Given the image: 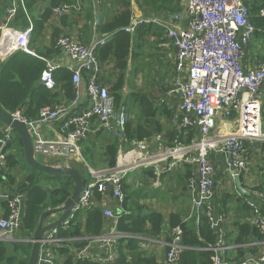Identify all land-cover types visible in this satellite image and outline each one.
<instances>
[{
    "label": "built area",
    "instance_id": "built-area-1",
    "mask_svg": "<svg viewBox=\"0 0 264 264\" xmlns=\"http://www.w3.org/2000/svg\"><path fill=\"white\" fill-rule=\"evenodd\" d=\"M182 11L173 19L157 15L134 18L131 24L123 28L133 33L141 23H155L165 31L168 44L176 50L174 75L171 79L172 92L180 97L182 122L179 127H197L199 136L190 144L176 141L174 146L153 150L146 139L136 140L134 147L124 151L126 127L129 121L126 107L121 106L115 114V101L110 88L101 81L102 68L97 51L109 41L114 33H106L84 44L78 38L64 34L57 40V48L62 57L70 59L68 64L60 58L43 60L46 63L41 73V84L48 89L56 88L54 74L60 68L73 73L76 96L70 104H61L55 108L40 110L37 119L28 118L20 109L11 113L13 120L26 125L33 138L34 153L37 158L47 157L46 162L53 166H72L74 159L87 164L81 142L101 129H107L119 139L122 147L116 165L106 170H96L88 165L90 180L85 183L80 195L78 211H86L101 206L95 192L103 196V203L114 197L123 203L125 194L121 189L124 178L137 168H150L156 173L155 185L160 184L166 163L171 169L181 163L191 165V176L187 187L193 194L192 209L185 218L200 219L203 214L216 232L217 241L203 249L212 252V264H237L232 251L240 247L258 248L241 264H264V241L249 244H233L225 230L226 216L209 203L215 189L216 162L211 155L218 152L228 163L232 176L243 175L250 163L247 142L264 139L262 113L264 111L263 85L264 65L245 70L242 65L244 48L256 32L250 20L249 7L243 0H180ZM68 5L53 7V13L63 17L71 13ZM9 19L13 11L8 9ZM264 13V12H262ZM11 14V15H10ZM30 29L20 31L5 25L1 29L0 58L7 59L17 51L30 55L36 53L30 45ZM83 73L88 76L86 92L90 107L74 112L81 104L83 92ZM127 111V110H126ZM234 118L235 126L226 135H214L218 121ZM60 123L62 134L57 138H48L42 133L43 126ZM177 123V122H176ZM16 131L10 124L4 125L0 137V164L5 165L9 154L8 146L15 138ZM123 143V144H122ZM45 163V162H44ZM259 201L248 204L254 209L253 223L264 231V216L259 212L264 204V194L253 191ZM6 202L7 216L0 217V241L13 242L22 224L27 196L25 193L4 191L1 194ZM0 196V197H1ZM107 219H115L117 214L111 208L103 209ZM71 219V218H70ZM49 220V219H47ZM184 220V221H185ZM70 220L65 222L66 225ZM107 235L88 239V243L72 253L78 258L112 264L117 258L121 240L137 239L151 244L154 240L143 235L124 233L110 229ZM184 231L181 225L171 228V238L166 243L167 251L163 264H176L183 244ZM32 240V239H31ZM29 240V241H31ZM64 239L59 237L58 228L48 231L41 240V249L36 264H62L56 257L55 248ZM104 251L101 257L100 251Z\"/></svg>",
    "mask_w": 264,
    "mask_h": 264
},
{
    "label": "trees",
    "instance_id": "trees-1",
    "mask_svg": "<svg viewBox=\"0 0 264 264\" xmlns=\"http://www.w3.org/2000/svg\"><path fill=\"white\" fill-rule=\"evenodd\" d=\"M127 0H122L121 5L127 9L121 11L115 19L104 27L107 33H114L113 37L107 41L106 45L98 49L97 55L100 59H111L114 61L115 69L119 74L111 86V93L114 96L115 108L118 110L123 104V89L126 84V70L129 65L131 56V45L135 41L140 42L144 36L168 40L164 36V29L155 23H141L136 30L126 32L123 28L131 24L132 11ZM249 7L250 20L256 28V32L264 33V0H243ZM117 2V0H116ZM53 4L42 16L41 20H36L33 32H39L43 28L44 22L53 13ZM140 7L146 11V16L157 15L167 19H173L174 14L182 11L180 0H141ZM29 26L24 21V27ZM164 36V37H163ZM57 37L53 40L51 47L46 50L37 49L36 56H32L23 51H17L8 59L0 64V109L8 115L15 110H22L30 119H37L41 109L45 107L55 108L61 104H70L76 96V89L73 83V73L66 69L56 70L54 78L56 88L48 89L41 84V73L45 69V61L41 57L49 58L59 53L57 48ZM33 39L30 40L32 47ZM83 80H88L86 73H83ZM142 108L135 106L129 107L130 115H135L129 119L126 127V137L129 141L134 139L143 140L156 133L162 132L158 116L163 115L169 121L173 118V112L166 107H157L152 97L140 95ZM88 102L84 103L85 105ZM80 104L74 112H81L87 108ZM176 124H172L167 130L169 136V146H174L176 141L181 144H190L198 138L199 130L197 127H180L182 116L176 117ZM263 131H264V111L262 113ZM6 125L0 119V137L2 128ZM113 133L106 131L104 128L99 129L95 135L89 136L87 140L81 142L82 154L91 167L97 168L101 164H107L108 167L116 165L120 141L115 138ZM98 142V144H97ZM258 150L264 155V139L259 141ZM247 151L253 149L252 142H247ZM97 147L101 148V155L97 158ZM8 150H12L5 159V165L0 164V188L4 191H13L25 193L27 199L23 212L22 224L17 233V240L13 242L0 241V264H27L31 250L34 232L39 224L42 213L51 208L61 207L64 202L73 193V180L66 175L53 176L29 167L24 158L23 142L18 133L9 144ZM256 150V151H258ZM215 159V155H211ZM218 158V157H217ZM255 168L259 169V180L257 186L252 191H259L264 194V156L256 162ZM84 175L86 182L90 180V174L87 170L79 168ZM189 171V170H188ZM189 173H191L189 171ZM191 174L188 175L189 181ZM216 178V175H215ZM48 184V185H47ZM216 185V181H215ZM127 187L125 180L121 183V189L125 194L123 206H126L128 199H132V194L127 198ZM99 200L101 195L95 192ZM256 201L259 199L256 198ZM2 205L7 204L2 200ZM259 212L264 216V204H260ZM248 216L251 217L253 208L244 203L242 205ZM5 211L3 216H7ZM50 217V216H49ZM49 217L47 219H49ZM163 216L156 211H151L147 215L129 213L121 216L116 224L119 232L157 236L163 228ZM106 221L104 211L101 207H93L86 211L79 210L70 219L68 225L58 227L59 237L64 240L55 248V253L60 257L62 264H101L95 260L78 258L72 253V249H78L88 243V239L96 238L103 234ZM149 224L150 227H147ZM181 225L184 236L183 244L185 248L180 253V258L176 264H212V252L203 248L214 245L217 241L216 232L211 228L210 223L203 214L200 219L192 218L191 220H181L179 216L172 215L170 226ZM237 231L231 239L233 244H249L254 241H264V231L256 224L250 221L237 222ZM130 243L136 244L134 239H125L119 243L117 258L114 264H154L153 257H148L144 253L133 251L126 252L124 246L129 247ZM133 246L132 249H137ZM247 251L256 253L258 248L240 247L238 249L237 260L246 255Z\"/></svg>",
    "mask_w": 264,
    "mask_h": 264
},
{
    "label": "crops",
    "instance_id": "crops-1",
    "mask_svg": "<svg viewBox=\"0 0 264 264\" xmlns=\"http://www.w3.org/2000/svg\"><path fill=\"white\" fill-rule=\"evenodd\" d=\"M121 1L122 0H117V2L116 0H0V36L1 29L5 25L20 31L30 29V40L31 38L33 39L32 47H30L35 53L37 49L46 50L47 48L51 47L57 34L59 37L64 34L72 35L78 38L84 44H89L95 38H102L107 33L104 31V27L108 23L112 22L119 12H123L127 9V6L125 8L121 5ZM140 1L141 0L126 1L127 4H130V10L132 11L131 20L146 16V11H143V9L140 7ZM53 4H56L55 6L68 5L72 8V11L63 17H58L52 13L44 22L43 28L39 34L37 32H33L35 21L41 20L43 14L49 8H51ZM8 9L13 11V16L10 19L9 12H7ZM24 21L29 23L27 28L26 26L24 27ZM59 37H57V40ZM142 39L143 40L137 43L134 41L131 45L132 58L130 59L128 68L126 70V81L128 80L129 83L128 87L127 83L125 84L123 89L124 94L127 93L129 87L132 84L136 83L135 81H137L136 86H139L143 75L148 71L147 63L150 60L151 50L149 45H147L148 37L144 36ZM150 39L154 40L158 47L167 53V56L170 59V68H168L167 74L161 78H158L156 73L158 71L161 72V67L156 64L154 66L155 76H146V79L149 80V84L151 83L150 88L144 89L145 93L147 95L149 94L150 97L153 98L157 107H166V109L173 112V118L171 121H169L165 116L159 115L158 119L161 122L163 131L156 133L149 138H145L150 142L151 148L153 150H160L162 147L164 148L169 146V136L167 135V130L170 129L172 124H176V117L181 116L179 109L180 97L175 92H172L173 86L171 84V79L175 70L176 50L173 46L168 44V41L162 40L160 38L157 39L155 35H151ZM36 55L37 54L32 56L34 57ZM52 55L53 54H51V57L46 59L50 60L53 58H60L63 59L65 63L72 65L74 64L70 59L62 57L60 52L54 56ZM43 58L44 57H41V59ZM5 60L0 58V64ZM99 61L102 68L101 81L111 89V86L119 74V71L115 69L114 61H112L110 58H99ZM242 65L245 70L264 65V33H255L249 43L246 45L244 48ZM132 72L133 75L136 73L134 78L135 81L132 80ZM86 84L87 80H83L81 89L83 92V97L81 104L88 102L86 105L84 104L88 108L90 107V101L86 92ZM262 89L264 94V85ZM131 117L133 119L135 115H131ZM234 126V118L219 120L217 128L214 129L213 134L217 135L221 133L222 135H226L233 130ZM178 128H180L179 125ZM42 133L48 138H57L62 134V127L60 123L55 122L50 126H43ZM126 140H128V138ZM136 140L137 139L132 141L128 140L125 146H123L122 150L127 151L134 147V142ZM257 143L258 142H253L252 145L254 147L250 152H248L250 163L248 166V171L243 175L242 179L244 186L251 191L249 195L244 194L237 188L231 169L223 155L218 152H213L215 159L211 157L213 161L216 162L217 173L215 178V189L209 199V203L215 208V210L225 214L226 222L224 226L225 230L229 234L230 240L234 237L237 231V222L250 221L253 223L252 219L254 216V210L250 217L242 205L244 203L248 204V202L252 200H256V197L253 195V191L251 190L257 186V182L259 180V169L257 166L255 168V165H258L256 162L259 161L261 156H264L260 150L256 148L258 147V145H256ZM121 147L122 145L120 143L116 162L118 160ZM11 152L12 150L9 151V154ZM71 165L81 168L80 161H78V159H74ZM161 166L163 168V172L161 174L159 185H155L157 176L153 169L150 168H137L124 178L125 183L128 185L126 194L127 198L130 196V194H132V199H128L126 206H123V203H120V201L114 197L107 198L104 203L102 195L99 200L96 198L97 201L101 203V206L99 207L102 209L105 207L111 208L114 213L117 214L115 219L105 218L106 224L102 236L109 234L111 232L110 229L112 228L117 230V221L124 214L136 213L147 215L151 211H156L163 216V228L159 235H143L154 240L151 244H148L147 241L134 239L136 244L130 243L129 247L127 248L124 246L126 252L138 251L144 253L148 257H153L154 264H163L165 260L167 251L166 243L171 238V216L177 215L181 220H185V218L190 214L193 205V194L187 187V178L190 174L189 171L191 172L192 169L191 165L188 163H181L171 169L167 168L166 163L161 164ZM108 168L110 167H108L106 163L99 165L97 168L94 167L96 170H106ZM219 184H222L223 187L227 188L226 194L228 197L226 199L222 198V196H220L218 193V188L220 187ZM2 192L3 190L0 188V196ZM2 200L3 199L1 196L0 217H2L6 211L5 207L2 205ZM59 216V214L51 215L49 220H47V223L56 221ZM147 225V227H150L149 224ZM128 240L129 239H125V243H127ZM136 245L138 248L135 250L132 249V247H135ZM238 249L231 252L232 258L238 257ZM97 251H100L101 257L104 256V251ZM249 252L251 251H247L246 254H249ZM56 258L59 261L61 260L60 257ZM240 259H238V261H240Z\"/></svg>",
    "mask_w": 264,
    "mask_h": 264
},
{
    "label": "water",
    "instance_id": "water-1",
    "mask_svg": "<svg viewBox=\"0 0 264 264\" xmlns=\"http://www.w3.org/2000/svg\"><path fill=\"white\" fill-rule=\"evenodd\" d=\"M173 16H175V14ZM0 119L5 124H10L14 128L16 133H18V135L21 137L23 142L24 158L26 164L29 167L53 176L66 175L73 180V186H74L73 193L64 202V204L61 207L47 209L41 215L39 224L31 240L32 250L27 263V264H36L41 249V240L44 238L45 234L48 231L63 225L67 220L72 218L74 214L78 211L77 208L79 204L80 195L86 183V180L84 178L83 173L78 167L69 166V165L53 166L40 161L35 156L33 138L28 127L23 123L13 120L10 115L5 113L1 109H0ZM234 181L236 183L237 188L241 192L247 195L250 194L251 191L244 186L242 182V176L240 174L234 175ZM55 214L57 215L59 214L60 215L59 218L56 221H53L52 223H47V218ZM250 256H251L250 254H246L243 258L240 259V261L237 262V264L243 263Z\"/></svg>",
    "mask_w": 264,
    "mask_h": 264
},
{
    "label": "rangeland",
    "instance_id": "rangeland-1",
    "mask_svg": "<svg viewBox=\"0 0 264 264\" xmlns=\"http://www.w3.org/2000/svg\"><path fill=\"white\" fill-rule=\"evenodd\" d=\"M180 14V13H179ZM164 18V17H163ZM164 36H165V31H164ZM163 36V37H164ZM158 39V38H157ZM147 45H149V48L151 50L150 52V60L149 62L147 63V73H145L142 77V80H141V83L139 84V86L137 84V81H135V76H136V73L133 75V72L131 73L133 76H132V80H134L136 83L135 84H132L127 93L124 94V92H122L123 94V102L126 104L125 107H126V110H125V113L126 115L128 114V117L131 118V115L129 114L128 112V108L129 107H133L135 106L136 108H142V105L143 103L140 102V98L139 96L140 95H146L148 97H150V95L146 94L144 89H148L150 88V84H149V80L146 79V76L150 77V76H155L154 74V66L157 64L158 66L161 67V72H157L156 73V76L158 78H161L162 76L166 75L167 72H168V68H170L169 64H170V59L168 58L167 56V53L164 52L163 49H161L160 47H158V45L156 44V42H154V40H151L150 37H148L147 39ZM155 43V44H154ZM152 45V46H151ZM148 82V83H147ZM127 83V87H128V83L129 81L127 80L126 81ZM121 108L120 107L118 110L115 109V114H119L120 111H121ZM106 131H109L107 129H105ZM97 158L100 157L101 155V148L97 147ZM40 161L42 162H47L49 159L47 157H43V158H38ZM88 164V163H87ZM83 159H81V162H80V167L84 170H87L88 171V165H87ZM48 185V184H47ZM219 188H218V193L220 196H222V198L226 199L228 197V195L226 194V190L227 188L226 187H223L222 184H219Z\"/></svg>",
    "mask_w": 264,
    "mask_h": 264
},
{
    "label": "clouds",
    "instance_id": "clouds-1",
    "mask_svg": "<svg viewBox=\"0 0 264 264\" xmlns=\"http://www.w3.org/2000/svg\"><path fill=\"white\" fill-rule=\"evenodd\" d=\"M70 220V219H69ZM65 224V223H64ZM66 225V224H65Z\"/></svg>",
    "mask_w": 264,
    "mask_h": 264
}]
</instances>
